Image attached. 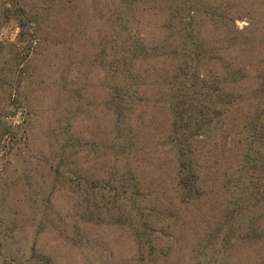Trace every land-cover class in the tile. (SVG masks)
Masks as SVG:
<instances>
[{
  "label": "rangeland",
  "instance_id": "1",
  "mask_svg": "<svg viewBox=\"0 0 264 264\" xmlns=\"http://www.w3.org/2000/svg\"><path fill=\"white\" fill-rule=\"evenodd\" d=\"M4 1L11 0H0V118L9 111L8 121L19 125L15 133L20 136L25 129L28 137L11 149L0 175V228L12 229L13 250H20L16 255L29 256V264H138L139 253L148 248L138 245L126 219L118 223L104 213L103 221L93 223L83 214L84 181L96 179L101 187V181L122 175L138 192L129 198L150 215L145 234L155 239L164 257L160 264H264L263 202L256 201L232 222L242 232L253 227L260 238L245 245L227 242L228 215L239 194L233 184L252 181L250 170L238 178L246 125L255 109L264 111L255 96L256 75L264 68V0H200L206 10L197 25L205 50L202 73L218 77L227 92L228 66L241 69L234 90L250 99L228 111L220 105L218 128L195 143L200 195L191 199L177 186L176 157L167 146L173 118L165 97L173 85L168 89L164 79L173 72L164 52L178 41L168 43L181 29L176 16L184 17L182 27L188 25L191 4L27 0L29 29L20 44L18 71L9 73L13 56L2 48L16 43L19 30L14 18L4 17ZM120 16L130 31L131 25L136 28L145 46L144 56L131 60L129 72L143 101L137 102L131 126L122 130L125 135L132 127V135L123 139L117 138L107 104L117 96L106 87L114 83L113 74L103 67L118 61L126 34ZM12 98L20 104L11 107ZM119 145L128 157L118 154ZM125 207L126 216L130 210ZM32 246L36 254L23 256ZM0 264L6 263L0 259Z\"/></svg>",
  "mask_w": 264,
  "mask_h": 264
},
{
  "label": "trees",
  "instance_id": "2",
  "mask_svg": "<svg viewBox=\"0 0 264 264\" xmlns=\"http://www.w3.org/2000/svg\"><path fill=\"white\" fill-rule=\"evenodd\" d=\"M132 2L134 3L135 0H130L129 5ZM186 2L191 4L188 8V13L191 14V17L188 15L191 20L188 25L191 29L188 25L181 26V20L184 17L176 16L181 29L177 31L176 37L168 41V43L178 41L175 44L171 43L170 45L173 44V48L167 49L164 52L170 58V63L173 64V72L167 73V77H164V79L168 89L173 85L171 87L173 89L166 92L165 97L167 110L173 118L170 121L167 146L174 152V156L176 157L177 186L184 198L191 199L200 195L198 166L195 159V143L198 142V139H206L211 133L214 134V131L218 128L219 123H221L220 115L222 114L219 110L220 105H227L228 111L229 108L239 104L242 100L250 98H242V95L237 96L234 90V85L242 78L240 76L241 69L235 70L228 66L227 92L224 91L222 82L218 77L213 79L211 76H206L202 73L201 64L205 58L202 56L205 55V50L199 38L201 33L197 31V25L200 26L203 22L201 20V12L203 10L206 12V10L202 9L204 7L200 0H186ZM197 2L198 5L196 6ZM125 3H128V0ZM183 4L185 9L187 5L185 2ZM2 8L4 10V17L7 19L14 18L19 30L16 43L7 44L2 48L7 49V51L9 50L8 54L13 56L11 61L7 63L9 67L6 69L9 73H16L20 65L17 63L18 52L22 51L21 45L26 40L25 36L29 29L27 12L31 8L27 4V0L7 1ZM124 12L121 13V16ZM34 16H36L35 13L33 14ZM121 16L118 22L121 30L126 34L118 47V61L115 63L107 62L103 65L106 70L108 69L113 74L111 75V79L114 81L113 84L107 83L106 87L115 89L117 93V96L113 95L111 101L109 100L107 103L111 104L109 109L114 114V129L117 133V138H120V136L122 138L125 135L130 136L133 133L132 127H126L129 131L125 135L122 133V130L127 125L131 126L132 115L138 106L137 102H142L143 99L140 96L137 97L135 94L137 89H135V83H131V80L136 78V76L133 77L129 72L131 70V60L136 58L137 55L144 56L143 52L145 50L141 36L135 32L136 28L131 25L130 28H133L131 30L134 31H130L128 28L129 24L127 23L128 20L123 19ZM34 21L37 20L31 22ZM136 24L137 20L133 25ZM173 26L180 28L176 24H173ZM256 84L255 96L260 100L258 104L262 106L264 104V68L262 73L259 72L256 75ZM12 100L10 103L11 107L20 104L19 98H12ZM10 116L8 111L0 118V151L2 155H5V157H0V175H2V166L11 159V157H6L11 149L21 142L23 138V142L28 138L25 129L21 132L20 136L15 133L14 129L18 128L19 125H13V123L8 121ZM246 133L244 151L242 152L243 159L241 160V162L243 161V165H239L240 169H238V173L241 176L238 178L241 180L250 170L249 174L252 181L249 185L234 182L233 187L235 188V192L239 194L235 198V206L232 205L234 209L228 215L227 220V242L234 241L244 245L251 243L255 237L259 239V235L256 234V230L253 227H248L245 232H242L239 229L242 226L237 224L235 227L232 222L238 215L244 214L247 208L252 207V204H256V201L264 203V176L260 177L257 175L258 172H256V170L264 172V111H257L255 109L254 115L250 117L246 125ZM6 146L9 152L4 154ZM124 150V146L119 145L118 154L128 157V152ZM128 180H131V178L126 179L120 175L116 179L114 177L107 181H101V187L96 185L98 183L96 179L84 181L86 189L83 200L85 206L83 211L84 219L86 222L92 221L93 223H97L100 220H104L102 215L104 213L110 214L111 218H115V221L118 223H122L123 219H126L137 239L138 245L142 246V249L144 247L148 248L146 252L142 250L139 253V260L136 259L138 264H160V260L164 257L155 249V239L154 241L153 239H148L147 234H145V229L149 226L147 223H149L150 215H144L136 200L133 201L129 198L130 194H138V192L136 191V186ZM244 194L246 195L245 198L243 197ZM126 205H128L130 211L125 216ZM122 206H124L125 212L121 210ZM34 207L35 209L38 208L37 206ZM44 209L46 211V208ZM4 214L6 215L7 212L4 211ZM11 231V228H6L5 230L0 228V259L6 264H29V256L20 259L19 255H16L20 250H13V246L17 241ZM28 253H31V255L36 254L33 246L29 250H24L23 256Z\"/></svg>",
  "mask_w": 264,
  "mask_h": 264
}]
</instances>
